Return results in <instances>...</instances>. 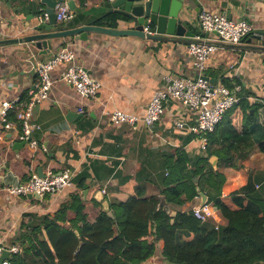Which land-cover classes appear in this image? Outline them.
Listing matches in <instances>:
<instances>
[{"label":"crops","instance_id":"obj_1","mask_svg":"<svg viewBox=\"0 0 264 264\" xmlns=\"http://www.w3.org/2000/svg\"><path fill=\"white\" fill-rule=\"evenodd\" d=\"M73 1L76 5L74 17L62 26L64 28L86 26L112 9L110 2ZM185 1L183 10H189L191 20L197 24V13ZM199 1L204 9L229 15L236 20L247 19L258 32H264V0ZM40 4L41 0H0V40L30 34L27 25L31 28L37 24L41 14L36 11ZM110 16L100 19L95 25L113 28L111 20L107 19ZM209 38L218 41L216 35ZM252 45L264 46V37L253 41ZM188 46L95 33H90L87 41L73 38L57 40L53 51L47 55L30 44L0 46V112L3 104L24 103L22 100L30 97L39 82L36 63L51 59L61 50L72 51L76 64L101 85L94 100L84 99L61 80L64 66L54 69L49 96L34 112V122L41 127L33 134L38 142L36 148L27 144L24 148L13 149L15 144L22 142L20 130L17 126L6 129L0 115V166L7 164L21 183L39 176V169L43 174L48 171L76 172L71 187L59 195L44 196L41 201L9 196L4 191L7 186L0 183L1 238L12 244V240L19 235L26 213L44 215L55 212L68 202L81 182L84 186L79 191L89 219L94 221L99 210H103L104 201L111 208L112 203L126 202L139 194L162 196L160 193L169 172L166 163L174 159L176 150L182 149L192 158L204 156L202 139L190 131L196 123L197 114L180 104L170 102L161 121L151 127L142 122L118 125L110 122L108 117L114 111L144 117L154 93L166 87V78L197 79L198 71L189 56ZM240 55L238 50L220 47L209 61L206 72H223L222 75L229 78L236 76L243 84L242 93L252 105L258 106L257 121L251 126L256 146L242 162V168L221 171L226 176L222 200L232 210L250 208L263 213L264 153L258 142L264 136V53L247 52L242 63L239 62ZM81 108L83 114L78 112ZM15 112L17 109L11 110L8 115L12 123H16V118L10 114ZM252 113L255 114V111ZM178 121L185 124L184 128L176 126ZM5 174L3 171L1 176ZM99 193L102 199H99ZM206 199L199 196L180 210L190 212ZM96 203L100 204V208L95 206ZM209 223L216 227L227 225L218 212ZM160 252L143 264H164L159 260Z\"/></svg>","mask_w":264,"mask_h":264},{"label":"trees","instance_id":"obj_2","mask_svg":"<svg viewBox=\"0 0 264 264\" xmlns=\"http://www.w3.org/2000/svg\"><path fill=\"white\" fill-rule=\"evenodd\" d=\"M43 7L39 5L37 14H42ZM107 19L111 27H117L116 15ZM222 73L206 75L231 91L243 85L236 76L229 78ZM240 97L239 104L223 116L215 130L203 136L207 140L204 156L192 158L179 149L174 159L167 161L169 172L160 194L177 212L173 223L159 208L160 196L145 194L110 204L113 218L99 210L95 220L90 221L79 191L84 186L81 182L68 202L55 212L24 215L19 235L12 240L21 252L13 254L10 263L143 264L160 250L165 260L174 264H264V212L232 210L222 200L226 176L221 171L242 168L256 146L251 126L257 121L258 106L242 92ZM12 115L16 118L17 112ZM258 146L264 153V136ZM213 156L218 158L217 169L210 164ZM200 193L227 221L226 226L217 228L198 220L192 211L180 210ZM95 206L100 208L99 203Z\"/></svg>","mask_w":264,"mask_h":264},{"label":"built area","instance_id":"obj_3","mask_svg":"<svg viewBox=\"0 0 264 264\" xmlns=\"http://www.w3.org/2000/svg\"><path fill=\"white\" fill-rule=\"evenodd\" d=\"M57 1L58 3L54 9L57 22L67 23L71 21L74 13L68 5L70 0ZM98 1L112 2L115 0ZM38 20L42 23L48 21V14L45 9L42 10ZM197 21L200 26V33L195 36L196 41L189 44L188 53L195 69L198 71V78L168 77L166 78V87L154 93L144 117L114 111L108 114L110 122L118 125L125 123L136 125L142 122L151 127L161 121L167 105L170 102H175L197 114L196 123L190 127V131L194 135L202 136L203 149L206 148L207 140L203 136L212 133L223 119V116L239 104L242 88L236 86L235 90L231 91L223 85L212 84L202 78L208 70L209 61L218 53L220 47L208 43L207 41L215 40L204 38L201 33L210 35L217 33L218 42L239 45L243 40L256 36L258 31L255 25L247 19L236 20L229 15L208 9H203ZM144 32L150 35L153 34L150 25L145 26ZM75 60L76 57L72 51L61 50L47 61H38L35 71L39 82L27 101L24 103L18 101L17 103L3 104L0 115L5 128L9 130L17 126L20 130V141L27 142L30 147L36 148L38 145V142L33 138V134L41 130V127L34 122V112L36 107L49 96L53 84L51 72L54 69L64 66L61 80L73 87L82 98L94 100L97 97L101 87L100 83L92 78L82 66L76 64ZM13 109H17L16 123H12L8 119L9 112ZM78 112L83 114L84 110L81 108ZM176 126L182 129L185 124L178 121ZM75 178L76 172L73 170H65L61 173L48 171L44 174V177L34 176L28 182L19 185L18 188L5 187L4 191L7 195L14 197H27L35 193L42 197L56 196L71 187ZM191 211L194 217L202 222H209L216 217V211L207 201L193 207ZM5 251H9L12 256L20 253L21 248L18 244H10L0 237V264H11L10 260L1 262Z\"/></svg>","mask_w":264,"mask_h":264},{"label":"water","instance_id":"obj_4","mask_svg":"<svg viewBox=\"0 0 264 264\" xmlns=\"http://www.w3.org/2000/svg\"><path fill=\"white\" fill-rule=\"evenodd\" d=\"M185 0H115L110 2L112 9L108 10L101 18L91 21L86 26L77 28H61L58 27L56 20L55 7L58 3L57 0H41V4L46 7V13L48 14L47 22H40L37 20V24L29 28L30 34H24L23 37L13 38L7 40H0V46L12 45V44H30L33 48L38 50L41 54H50L57 40L65 38H73L76 41H87L90 33L103 34L112 37L130 36L140 38L148 41H158L166 43H182L190 44L195 42V36L200 33V26L191 20V13L189 10H183ZM192 10L197 13V16L203 11V4L199 0H186L185 1ZM70 9L74 12L76 5L73 0L68 3ZM184 12H183V11ZM109 15H116L117 28H106L96 26L95 24L102 18ZM198 19V17H197ZM150 25L153 32L152 35L144 32L145 26ZM27 29V30H28ZM218 36L217 33H213ZM202 37L209 38L210 34L201 33ZM264 37V32H257L256 36L245 39L239 45H228L218 41H207L213 43L219 47L228 46L232 50H238L241 52L240 63L244 60L246 53H264L263 45H252L253 41H260ZM203 79L209 81L212 84H217L218 80L212 79L208 76H202ZM38 106L36 107V110ZM71 115V114H70ZM27 142H19L13 146V149L24 148ZM210 164L217 169L218 158L213 156L210 158ZM5 171V175L1 176V173ZM39 177H44L42 170L38 171ZM0 183L5 184L7 187L18 188L22 183L18 176L11 171L7 164L0 166ZM202 198H206L203 193H200ZM29 199L42 200V196L39 194H31L27 196ZM99 199L103 196L99 193ZM207 200V199H206ZM103 211L113 218L114 215L110 211L108 202L104 201ZM163 209L167 213L172 223L177 216V212L173 211L167 204L166 198L160 196L159 208ZM160 258L164 264H174L165 260L163 254L159 253ZM11 255L9 251H5L1 259V262L10 260Z\"/></svg>","mask_w":264,"mask_h":264},{"label":"rangeland","instance_id":"obj_5","mask_svg":"<svg viewBox=\"0 0 264 264\" xmlns=\"http://www.w3.org/2000/svg\"><path fill=\"white\" fill-rule=\"evenodd\" d=\"M67 23H64V24H60V25H58V27H61V28H64V27H62L63 25H66ZM197 183V182H196Z\"/></svg>","mask_w":264,"mask_h":264}]
</instances>
